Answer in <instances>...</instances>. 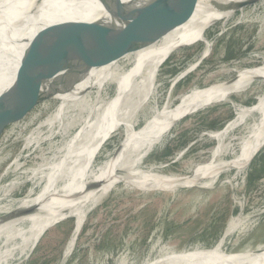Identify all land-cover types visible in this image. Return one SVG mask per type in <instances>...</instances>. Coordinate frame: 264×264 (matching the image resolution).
Masks as SVG:
<instances>
[{
    "label": "bare ground",
    "instance_id": "bare-ground-1",
    "mask_svg": "<svg viewBox=\"0 0 264 264\" xmlns=\"http://www.w3.org/2000/svg\"><path fill=\"white\" fill-rule=\"evenodd\" d=\"M132 1L0 0V98L12 86L19 94L17 101H30L27 94H31L33 89L26 91L23 88L24 80L19 71L23 69L21 66H24V62H31L28 66L31 67L37 61L28 48L35 36L38 37L39 56L36 75L41 67H47L45 70L49 72L46 80L37 84L35 90L41 89V95H54L53 89L67 77L75 61L95 43L76 22L95 24L116 21L125 6ZM244 1L196 0L193 15L184 25L150 47L96 64L67 94H60L61 99L55 111L37 123L30 131L31 134L24 139L20 152L27 154L13 160L5 169L6 174L0 177V183L13 177L12 182L0 185V205L6 209L0 220L8 219L0 223L1 263L25 259L42 235L63 217L77 218L68 247L70 249L82 226V215L122 181L135 186L150 184L162 189L181 186L190 188L201 181L217 178L231 169L238 174L246 167L264 145V95L251 107L235 106L234 119L222 132L211 135L214 139L221 138L253 119L249 131L251 134L237 143L236 156L231 161L210 163L185 178H164L151 174L153 171H143L141 165L150 150L166 138L176 122L194 110L227 101L228 97L243 91L253 79H264V66L244 70L227 83L205 90L196 89L183 97L175 107L165 104L162 109L152 111L151 120L145 122L143 128L137 129L135 121L151 103L154 81L168 55L180 46L196 41H203L207 53L210 42L205 39V32L217 21H227L237 12H221L210 5ZM151 21L148 19L147 23ZM36 75L33 73L31 76L37 78ZM183 75L180 74L173 82ZM113 84L115 95L107 101L106 95ZM74 129L73 137L64 142L50 159V168L39 165L31 173L22 171L24 166L19 165L21 160L26 162L45 145L52 149L56 141H64ZM120 129L125 134L122 145L115 149L109 159L92 169L88 160L96 159L106 139ZM39 133L44 134V137ZM226 151L220 149L219 155ZM21 179L24 180L23 186L30 184L32 187L15 205L8 202V199L18 195V189L23 186H17L15 181ZM105 181L109 183L105 184ZM38 189L37 194L32 196ZM16 212L17 216H8ZM222 251L218 243L206 254V251H194L167 258L169 262L188 260L190 264H264V250L243 253L227 260L220 257ZM67 256L68 252L64 254V260Z\"/></svg>",
    "mask_w": 264,
    "mask_h": 264
},
{
    "label": "rangeland",
    "instance_id": "rangeland-1",
    "mask_svg": "<svg viewBox=\"0 0 264 264\" xmlns=\"http://www.w3.org/2000/svg\"><path fill=\"white\" fill-rule=\"evenodd\" d=\"M208 29L204 35L210 42L207 54L203 41H196L186 43L168 55L154 81L151 103L135 120L137 129L151 120L152 111L162 109L167 103L171 108L175 107L196 89L205 90L227 83L244 70L264 66V0L244 7L242 12L237 11L227 21L219 20ZM202 56L204 58L199 61ZM180 74H184L183 77L173 82ZM114 95L113 84L106 95L107 101ZM263 95L264 79L258 78L240 93L228 97L227 101L215 102L187 114L171 127L163 141L150 150L142 161V170L153 171L151 174L164 178H185L210 163L231 161L236 156L237 143L251 134L253 119L221 138L214 139L211 135L222 132L234 119L235 106L245 107L246 103L253 101L247 106L251 107ZM41 96L43 101L38 105L32 100L23 101L27 107L19 122L3 130L0 177L6 174L5 169L13 160L27 154L20 152L24 139L37 123L55 111L61 99L60 94ZM213 127L216 128L211 129ZM74 131L64 141L55 140L52 149L45 145L26 162L21 160L22 171L31 173L39 165L50 168V159L64 142L73 137ZM8 133H12L10 140L6 139ZM40 136L44 137V134ZM124 139L122 129L112 134L101 146L97 158L88 160L89 166L96 169L109 159ZM182 141L187 145L178 147ZM164 149L173 151V155L164 159L159 154ZM220 149L227 151L219 155ZM12 180L10 177L0 185ZM22 181L16 180L15 183L22 187ZM31 187L26 184L18 189V195L8 202L16 205ZM153 187L150 184L130 185L126 181L116 184L82 215V226L69 250L77 218L63 217L64 220L42 235L23 264H57L67 252L63 264H144L160 257L163 260L152 264H190L188 260L169 262L167 257L210 250L218 243L223 250L220 257L224 260L242 255V252L264 250V145L238 174L231 169L190 188ZM5 210V206L0 205V216ZM18 212L11 215L15 217ZM6 221L2 219L0 223ZM226 253L241 254L230 256Z\"/></svg>",
    "mask_w": 264,
    "mask_h": 264
},
{
    "label": "water",
    "instance_id": "water-1",
    "mask_svg": "<svg viewBox=\"0 0 264 264\" xmlns=\"http://www.w3.org/2000/svg\"><path fill=\"white\" fill-rule=\"evenodd\" d=\"M195 2L196 0H133L129 5L125 6L122 15L116 19V21L109 20L108 22L103 21L95 24L76 22V25L85 34L90 36L95 43L85 54L75 61L67 77L53 89L52 92L54 96L57 94H67L71 90V87L96 64L114 59L129 52L150 47L166 35L184 25L193 15ZM258 2L260 3L261 0H245L240 3H229L224 5L212 4L210 6L221 12H226L238 11L244 7L257 4ZM148 19H152V21L147 23ZM37 38L38 37L35 36L28 46L29 50L34 53H32V56L36 58L37 61H34L31 67H28L31 62H24L23 65L27 68L21 66L23 69L19 71L24 80L22 82L23 88L26 89V91L33 89L31 94H27V96H29V98H27L32 100V103L36 105L40 104L43 100L41 89L37 91L35 88L37 84L43 83L49 76V72L45 70L47 67H41L36 75L35 69L38 70L39 67ZM203 58L204 56H202L199 61ZM30 71H33L37 78L32 77L31 75H33V73ZM17 95L19 94L16 93L15 88L11 86L10 91L0 98V141L3 138V130L12 124H16L17 121L19 122L23 112L26 110L27 106L25 103L17 101ZM11 134L12 133H8L6 139L8 138L10 140ZM8 216L11 218L13 217L12 215ZM5 219L3 218V220ZM200 251L205 252L209 250ZM226 254L239 255L241 253ZM176 256H179V254L174 256L169 255L168 257ZM27 257L20 261H8L7 264H23ZM161 260H163V257L153 259L144 264H152L153 262ZM63 261L64 254H62L57 264H63ZM0 264L5 263L0 262Z\"/></svg>",
    "mask_w": 264,
    "mask_h": 264
},
{
    "label": "trees",
    "instance_id": "trees-1",
    "mask_svg": "<svg viewBox=\"0 0 264 264\" xmlns=\"http://www.w3.org/2000/svg\"><path fill=\"white\" fill-rule=\"evenodd\" d=\"M201 45H202V44H201ZM252 103H253V101L246 103V104H245V107L252 105ZM215 128H216V127H213V128H211V129H215ZM185 145H187V142L182 141V143L179 144L178 147H179V146H180V147H183V146H185ZM156 154H157V153H155L154 156H156ZM159 154H161L160 156H162V157L165 159V158L171 157V156L173 155V151L170 152L168 149H164L163 152H162V153H159Z\"/></svg>",
    "mask_w": 264,
    "mask_h": 264
}]
</instances>
